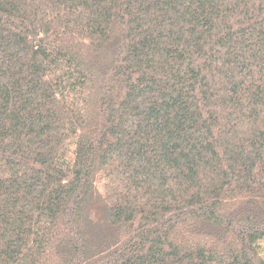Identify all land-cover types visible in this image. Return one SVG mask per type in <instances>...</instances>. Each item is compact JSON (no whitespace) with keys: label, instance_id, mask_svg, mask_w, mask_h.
<instances>
[{"label":"trees","instance_id":"obj_1","mask_svg":"<svg viewBox=\"0 0 264 264\" xmlns=\"http://www.w3.org/2000/svg\"><path fill=\"white\" fill-rule=\"evenodd\" d=\"M0 264H264V0H0Z\"/></svg>","mask_w":264,"mask_h":264}]
</instances>
